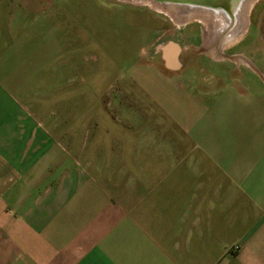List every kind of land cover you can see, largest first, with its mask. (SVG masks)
<instances>
[{
	"label": "crops",
	"instance_id": "0c3cea01",
	"mask_svg": "<svg viewBox=\"0 0 264 264\" xmlns=\"http://www.w3.org/2000/svg\"><path fill=\"white\" fill-rule=\"evenodd\" d=\"M73 3L0 0V264H264V44L125 63Z\"/></svg>",
	"mask_w": 264,
	"mask_h": 264
},
{
	"label": "rangeland",
	"instance_id": "374dc122",
	"mask_svg": "<svg viewBox=\"0 0 264 264\" xmlns=\"http://www.w3.org/2000/svg\"><path fill=\"white\" fill-rule=\"evenodd\" d=\"M148 2L150 1L76 0V3L72 5L78 19L75 30L80 32L79 34L86 30L93 32L95 39H99L104 46H109L117 53L121 52L122 56L124 54L125 63L133 61L138 50L142 46H147L153 36L154 40L150 51L160 52V55H156L159 61H161L159 57L161 50L163 49L165 52V49L175 42V44L186 43L188 45L198 42L202 45L210 44L211 31L206 23L194 19L181 24L174 17L153 8ZM248 30H250L249 34L245 39L240 40L241 37L232 46H243L251 42L252 44H264V0H259L254 5L250 13ZM188 31L192 32L193 37L184 39L183 36ZM99 48L95 41L96 55L99 53ZM90 60L92 61L94 58L92 57ZM74 84L80 97L90 94L91 91L86 83L78 81ZM71 88L74 89V86ZM94 89L97 92L98 86L94 85Z\"/></svg>",
	"mask_w": 264,
	"mask_h": 264
},
{
	"label": "bare ground",
	"instance_id": "6f19581e",
	"mask_svg": "<svg viewBox=\"0 0 264 264\" xmlns=\"http://www.w3.org/2000/svg\"><path fill=\"white\" fill-rule=\"evenodd\" d=\"M150 1L148 4L153 8L174 17L175 20L181 24H185L192 20H200L208 25L211 31L210 43H212V50L223 57L224 54L219 52L218 49H224L237 42L250 24V13L254 5L259 0H242L239 5L232 4L229 9L222 10L213 8L211 6L198 7L189 3H169L167 6L160 5L155 0H142ZM214 44L216 46L214 47Z\"/></svg>",
	"mask_w": 264,
	"mask_h": 264
},
{
	"label": "water",
	"instance_id": "95a60500",
	"mask_svg": "<svg viewBox=\"0 0 264 264\" xmlns=\"http://www.w3.org/2000/svg\"><path fill=\"white\" fill-rule=\"evenodd\" d=\"M160 5H165L166 3H189L194 6L203 7V6H211L213 8H218L222 10H228L229 7L232 6V4H235L234 6L239 5L242 0H155ZM169 2V3H168ZM167 4L165 6H167Z\"/></svg>",
	"mask_w": 264,
	"mask_h": 264
},
{
	"label": "flooded vegetation",
	"instance_id": "af4514ba",
	"mask_svg": "<svg viewBox=\"0 0 264 264\" xmlns=\"http://www.w3.org/2000/svg\"><path fill=\"white\" fill-rule=\"evenodd\" d=\"M218 56V54H216Z\"/></svg>",
	"mask_w": 264,
	"mask_h": 264
}]
</instances>
